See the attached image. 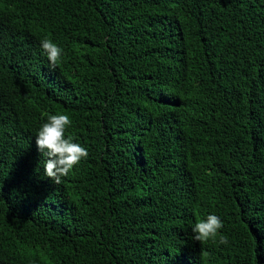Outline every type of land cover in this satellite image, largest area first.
<instances>
[{
	"label": "trees",
	"instance_id": "1",
	"mask_svg": "<svg viewBox=\"0 0 264 264\" xmlns=\"http://www.w3.org/2000/svg\"><path fill=\"white\" fill-rule=\"evenodd\" d=\"M0 264H264V0H0Z\"/></svg>",
	"mask_w": 264,
	"mask_h": 264
},
{
	"label": "clouds",
	"instance_id": "2",
	"mask_svg": "<svg viewBox=\"0 0 264 264\" xmlns=\"http://www.w3.org/2000/svg\"><path fill=\"white\" fill-rule=\"evenodd\" d=\"M41 47L47 56L49 67L51 69L58 67L63 50L48 37L41 41ZM45 116L47 121L35 135L36 145L45 157L44 174L59 185L82 159L88 157L89 153L81 144L74 142L73 136L65 137L66 129L72 124L68 115L45 113ZM223 227V221L219 216L209 214L206 219L198 220L193 226V239L200 244H207L209 241L216 243L218 240L220 245H226L229 238L221 233Z\"/></svg>",
	"mask_w": 264,
	"mask_h": 264
}]
</instances>
